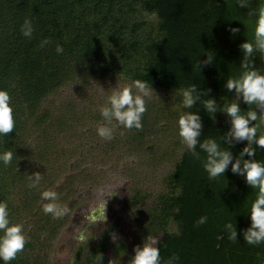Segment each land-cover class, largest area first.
<instances>
[{
  "label": "trees",
  "instance_id": "1",
  "mask_svg": "<svg viewBox=\"0 0 264 264\" xmlns=\"http://www.w3.org/2000/svg\"><path fill=\"white\" fill-rule=\"evenodd\" d=\"M261 2L0 0V89L10 95L14 118L13 131L0 135V152H14L11 163L0 160V201L7 203L11 223L36 215L38 225V233L26 240L8 264H47L46 254L29 251L40 244V235L46 233L47 239H53L65 225L68 210L74 207L75 202L67 206L66 199L73 192L71 181L82 171L52 188L66 209L63 215L53 216L43 210L48 202L41 196L47 190L43 183L46 178L32 159L27 136L28 130L39 126L48 115L40 110L42 101L82 76H121L132 83L139 79L149 87L164 89L195 86L194 95L199 98L190 109L199 115L201 123L195 146L199 157L187 146L182 149L166 180V191L148 208L140 224L141 235H159L156 246L160 264H166L173 254L179 257L176 264H259L257 255H264V242L249 244L242 235L250 224L248 213L257 190L242 174L231 170V162L223 174L210 177L203 167L206 153L199 142L211 137L228 148L234 159L241 153L248 141L232 136L231 117L223 111L232 102L238 103L242 114L255 110L257 120L250 121V126H257V135L264 133V103L247 104L239 93L226 87V80L242 71L241 44L246 40L254 43L255 13ZM147 14L154 15L156 24L145 17ZM25 18L33 24L30 38L21 32ZM234 28L238 31H232ZM45 38L50 43L42 47ZM56 45L63 51L58 53ZM249 64L264 73V52L254 46ZM208 99L215 101V112L206 109ZM250 147L256 149L253 159L264 161V147L255 143ZM37 151L36 158H44L45 152L41 148ZM243 158H249L247 153ZM35 173L40 180L32 186ZM137 202L138 198L130 199L128 205ZM200 217H206L202 224L197 223ZM228 222L236 227L235 240L224 227ZM114 231L112 223L100 229L84 252V264L107 263ZM135 247L132 243L129 259Z\"/></svg>",
  "mask_w": 264,
  "mask_h": 264
},
{
  "label": "rangeland",
  "instance_id": "2",
  "mask_svg": "<svg viewBox=\"0 0 264 264\" xmlns=\"http://www.w3.org/2000/svg\"><path fill=\"white\" fill-rule=\"evenodd\" d=\"M145 17L156 24L154 15ZM126 85L133 83L121 76L74 79L42 101L40 110L48 115L39 126L28 130L32 159L41 167L47 190L60 185L70 174H83L71 181L73 192L66 205L72 201L75 204L67 212L65 225L53 239H47L46 233L40 235V244L29 251L46 254L47 264H70L77 238L82 233L87 237L83 231L93 229L98 236L100 229L110 223L115 226L110 247L117 239L128 244L126 254L116 264H131L132 243L139 246L151 239L158 241L157 234L141 235L140 224L148 208L166 191V180L186 147L179 135L178 118L191 113V109L183 104L179 90L150 87L148 95L143 96L146 110L141 115L142 127L127 128L115 120L105 121L101 110L108 97L114 89ZM132 91L138 93L134 86ZM261 114L263 118L264 105ZM106 124L112 127L111 139L97 132ZM38 148L45 152L40 160L36 158ZM137 198L140 202L128 205L130 199ZM108 202L111 211L105 209L104 220L99 215L96 220L87 219L93 209ZM33 216L18 223L23 226L26 240L38 233ZM109 249L106 264H113ZM82 261L84 264V253Z\"/></svg>",
  "mask_w": 264,
  "mask_h": 264
},
{
  "label": "clouds",
  "instance_id": "3",
  "mask_svg": "<svg viewBox=\"0 0 264 264\" xmlns=\"http://www.w3.org/2000/svg\"><path fill=\"white\" fill-rule=\"evenodd\" d=\"M242 2V0H241ZM256 27L254 35V43L246 40L241 44L244 51V60L241 62L242 71L236 78H228L226 87L234 89L239 93L247 104L264 103V73L249 64V56L253 53L254 46L261 52H264V0L260 3L256 10ZM34 31L33 24L30 19L25 18L21 25V32L25 37H31ZM238 31V29H232ZM50 41L45 38L41 41V46L49 44ZM56 51L62 52L60 45H56ZM138 90V93L132 91V87ZM149 85L139 79L133 81V85H126L116 88L108 97L106 105L102 108L101 114L105 121L111 123L115 120L119 125L127 128H140L141 115L146 110L144 95H148ZM183 97V104L191 106L199 97L194 95L196 88L194 85L179 90ZM204 105L209 113L217 110L215 101L208 99ZM223 111L231 117L232 129L231 134L237 139L247 140L248 144L242 149L241 153L234 159L228 148H222L218 141L214 138H206L199 142L200 148L206 153L203 161V167L210 177H217L224 173L225 168L231 162V170L238 174H242L246 183L253 189L257 190L256 198L250 205L249 218L250 224L243 231L242 235L249 244H260L264 242V161L253 159L256 149L250 147L255 143L260 147H264V133L257 135V126L251 125L250 121L257 120V112L255 110L242 114L241 109L236 102L226 104ZM14 118L13 108L10 106V95L7 90L0 89V135H6L13 131ZM179 135L183 138V142L188 149L192 150L193 155L199 157V153L195 152L197 145V137L200 135V118L195 113H185L178 118ZM100 136L111 139L112 127L106 125L97 129ZM247 153L248 159H244L243 155ZM14 152L5 149L0 152V160L5 164L12 162ZM39 173L34 174L32 186L39 183ZM41 196L48 202L43 205L46 213L53 216H60L66 211L58 203V193L51 190H45ZM99 215L105 217V205L98 209ZM95 213V214H94ZM95 216L97 213L94 212ZM206 221V217H200L197 221L202 224ZM229 233V238L235 240L237 230L235 225L228 222L224 225ZM82 239H84L82 237ZM26 243V237L21 224H13L9 218L8 206L6 202L0 201V262L8 264L9 261L15 259L17 253L22 250ZM157 241L151 239L149 242H142L134 248L131 264H160L159 248L156 246ZM102 259V254L100 256ZM257 258L259 264H264V255L258 253ZM179 260L178 255L173 254L169 257L166 264H176Z\"/></svg>",
  "mask_w": 264,
  "mask_h": 264
},
{
  "label": "water",
  "instance_id": "4",
  "mask_svg": "<svg viewBox=\"0 0 264 264\" xmlns=\"http://www.w3.org/2000/svg\"><path fill=\"white\" fill-rule=\"evenodd\" d=\"M263 121H264V117H263ZM104 205L107 211H111V205L109 202L107 204L101 203L99 206H97L95 209L91 211L90 216H86L87 219H90V221L98 219L97 218V216L99 215L98 209H100ZM94 212L97 213L95 216L93 215ZM83 232L84 234L87 235V238L84 241L76 242L72 257L69 260L70 264H83L82 257L84 251L93 243V240L97 238L96 231L92 230L91 232L90 231L88 232V230H86ZM82 234L77 239L83 240L82 237L83 238L85 237L82 236ZM127 250H128L127 242L124 239H117L109 249L112 258L114 259L113 264H116L126 254Z\"/></svg>",
  "mask_w": 264,
  "mask_h": 264
},
{
  "label": "flooded vegetation",
  "instance_id": "5",
  "mask_svg": "<svg viewBox=\"0 0 264 264\" xmlns=\"http://www.w3.org/2000/svg\"><path fill=\"white\" fill-rule=\"evenodd\" d=\"M92 230H93V229H91V230L89 229L88 232H89V231H92ZM86 238H87V237H86ZM84 240H85V238H84L83 240L77 239L76 242H78V241H84ZM76 242H75V244H76Z\"/></svg>",
  "mask_w": 264,
  "mask_h": 264
}]
</instances>
